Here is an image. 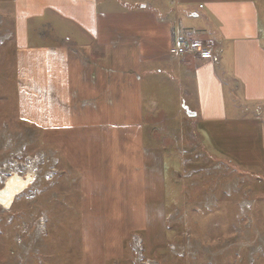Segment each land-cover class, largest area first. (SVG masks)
<instances>
[{
  "label": "crops",
  "instance_id": "0c3cea01",
  "mask_svg": "<svg viewBox=\"0 0 264 264\" xmlns=\"http://www.w3.org/2000/svg\"><path fill=\"white\" fill-rule=\"evenodd\" d=\"M7 1L24 9L15 23L19 116L73 152L67 159L88 184L84 215L111 212L107 194L112 209L125 197L130 216L142 208L153 219L155 202L163 213L170 149L145 127L168 118V103L196 113L217 149L232 146L249 163L262 154L264 172V0ZM180 40L208 43L214 58L172 55Z\"/></svg>",
  "mask_w": 264,
  "mask_h": 264
},
{
  "label": "rangeland",
  "instance_id": "374dc122",
  "mask_svg": "<svg viewBox=\"0 0 264 264\" xmlns=\"http://www.w3.org/2000/svg\"><path fill=\"white\" fill-rule=\"evenodd\" d=\"M19 11L24 9L14 2H0V185L13 172L33 180L11 208L0 206V264H264V172L257 164L262 154L249 163L238 160L232 146L217 149L213 137L198 130L196 116L175 104L168 103V118L145 127L149 140L160 135L162 148L170 149L163 213L155 202L153 219L142 208L130 216L125 197L113 205L124 213H113L114 194L105 200V211L111 212L82 213L81 191L88 184L67 159L73 152L61 150L56 139L18 113ZM196 24L205 21L197 18ZM34 36L32 43L38 44ZM261 114L264 118V107Z\"/></svg>",
  "mask_w": 264,
  "mask_h": 264
},
{
  "label": "water",
  "instance_id": "95a60500",
  "mask_svg": "<svg viewBox=\"0 0 264 264\" xmlns=\"http://www.w3.org/2000/svg\"><path fill=\"white\" fill-rule=\"evenodd\" d=\"M189 116H196V113L188 111ZM33 180L30 174L20 175L17 172L10 174L0 188V206L11 208L18 195L27 189Z\"/></svg>",
  "mask_w": 264,
  "mask_h": 264
},
{
  "label": "built area",
  "instance_id": "2783aa9c",
  "mask_svg": "<svg viewBox=\"0 0 264 264\" xmlns=\"http://www.w3.org/2000/svg\"><path fill=\"white\" fill-rule=\"evenodd\" d=\"M172 55L186 56L190 55L198 59H211L214 57L213 52L205 47L199 40H180L177 45L171 48ZM46 178L50 179L49 172H46Z\"/></svg>",
  "mask_w": 264,
  "mask_h": 264
},
{
  "label": "bare ground",
  "instance_id": "6f19581e",
  "mask_svg": "<svg viewBox=\"0 0 264 264\" xmlns=\"http://www.w3.org/2000/svg\"><path fill=\"white\" fill-rule=\"evenodd\" d=\"M18 164H19V163H18ZM19 166H20V165H19ZM16 169H17V168H16ZM34 171H35V169L33 168V166H31V167L28 169V172L31 173V174H33ZM150 264H152V263H150Z\"/></svg>",
  "mask_w": 264,
  "mask_h": 264
},
{
  "label": "flooded vegetation",
  "instance_id": "af4514ba",
  "mask_svg": "<svg viewBox=\"0 0 264 264\" xmlns=\"http://www.w3.org/2000/svg\"><path fill=\"white\" fill-rule=\"evenodd\" d=\"M3 167H2V170H4L5 168H6V166H7V164L6 163H3ZM11 174V173H10ZM3 186V183H2V185H0V188ZM20 195V194H19Z\"/></svg>",
  "mask_w": 264,
  "mask_h": 264
}]
</instances>
